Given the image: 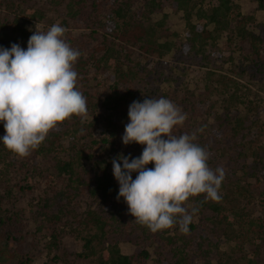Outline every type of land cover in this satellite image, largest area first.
Segmentation results:
<instances>
[{"label":"trees","instance_id":"1","mask_svg":"<svg viewBox=\"0 0 264 264\" xmlns=\"http://www.w3.org/2000/svg\"><path fill=\"white\" fill-rule=\"evenodd\" d=\"M138 1L0 0V48H10L15 43L26 50L39 23L81 30L76 34L66 31L65 39L81 53L73 68L78 74L77 88L87 101L83 122L74 115L59 123L27 157H19L3 145L2 137L6 133L4 122L0 121V264H30L32 261L27 251L28 224L19 213L5 216L1 204L16 188L31 190L37 178L46 181L47 196L42 213L49 223L60 222L66 216L76 218L71 205L77 196L86 194L93 199V204L97 203L85 210V219L88 224L93 223V232L77 234L83 249L78 254L79 259L92 264L145 263L150 258L147 251L125 255L119 241L112 240L114 231L119 230L120 219H124V225L129 220L135 223L134 229H141L143 239L165 241L176 259L175 264H195L193 256L212 264L213 249L209 238L206 240L208 236L199 237L190 249L192 240L182 237L185 242L180 243L179 236L169 235V231L152 232L137 223L130 213L117 212V205L124 202V198L117 200L119 183L113 175L112 159L123 155L131 160L142 154L141 144L122 142L125 126L130 122L128 108L133 101L142 102L145 96L158 98L150 89L156 72L148 64L136 62L137 56L143 53L165 57L178 51L195 60L201 56L208 63L209 45L217 44L226 34L247 44L250 55L256 59L261 54L262 39L249 28L252 17L236 12L238 7L231 0H217L208 8L197 9L190 6V0H149L143 16L136 12ZM169 1L183 12L186 26L183 35L170 32L164 22H152L151 16ZM254 1L260 8L264 7V0ZM165 31H169L168 34L161 35ZM258 67L261 68L262 63ZM256 71L259 70L249 66L241 69L242 76L249 75L253 83L261 80ZM239 89L235 84L224 100V111L231 114H216L210 130L197 143L208 152L210 168L225 170L219 190L221 198L206 200L205 194H199L186 203L198 208L195 215L209 214L205 220L212 225L215 236L225 244L234 243L240 253L244 252L246 264H264V120L258 112L263 100L250 99L251 90ZM168 100L175 105L179 102L178 95ZM101 127L104 134L97 138L96 131ZM239 158L242 166L235 169L232 164H237ZM120 163L122 165V161ZM146 167L153 168L154 164ZM137 175L132 173V178ZM57 207V212L50 211ZM193 221L188 226L189 233L197 230ZM52 237V244L57 246L56 231L52 232ZM205 241L209 242L207 249L203 246ZM224 264L241 263L229 256Z\"/></svg>","mask_w":264,"mask_h":264},{"label":"clouds","instance_id":"2","mask_svg":"<svg viewBox=\"0 0 264 264\" xmlns=\"http://www.w3.org/2000/svg\"><path fill=\"white\" fill-rule=\"evenodd\" d=\"M66 31L59 24L47 31L36 28L26 50L15 43L0 48V121L6 133L2 142L19 157L29 156L59 123L74 115L83 122L87 115L73 68L81 53L66 42ZM128 117L123 144L145 147L137 158L112 159L117 200L123 197L135 221L152 232L179 225L187 233L198 208L189 211L186 202L199 194L219 201L224 168L209 167V154L195 143V132L173 134L187 116L172 101L145 96L129 105ZM149 163L154 167L147 168Z\"/></svg>","mask_w":264,"mask_h":264},{"label":"rangeland","instance_id":"3","mask_svg":"<svg viewBox=\"0 0 264 264\" xmlns=\"http://www.w3.org/2000/svg\"><path fill=\"white\" fill-rule=\"evenodd\" d=\"M190 1V6H196V9L198 7L208 8L217 3V0ZM148 2L149 0L137 2L135 9L139 16H143ZM171 2H167L162 9H158L151 16L152 22H164L170 32L174 31L179 35H183L186 31L183 12L178 11ZM231 2L238 7L236 12H240L243 16L252 17L249 28L262 39L259 46L261 52L259 58L255 59L253 55H250L247 44H242L236 37H230L231 35L226 34L217 44L209 45L207 55H209L210 61L208 63L201 56L195 60L191 57H184L178 51L165 57L147 56L143 53L136 57V62L141 65L148 64L149 68L155 70V78L150 89L158 98L163 97L165 94L170 95L167 99L175 98L178 95L179 102L177 106L186 114L187 119L182 126L174 128L173 134L181 135L195 132L197 136L195 143H200L202 136L207 130H210V124L214 123L216 114L221 116L231 114L228 110L224 111V100L228 99L235 84L238 88L240 87L239 90L242 92H247L246 88L251 90L249 93L250 99L260 97L263 100L258 112L264 120V78H262L264 72V7L260 8L254 0H231ZM194 19L196 20L195 17ZM44 27L49 28L45 23H39L40 29ZM67 31L73 34L81 32V30L75 29ZM168 32H162L161 35H167ZM260 63H262L261 68L258 67ZM245 66H249L253 70L258 69L259 71L256 72L261 80L253 83L249 75L242 76L241 69ZM102 129L101 127L96 131L97 138L103 136ZM63 143L65 146L68 144L65 140ZM141 146L144 149L145 145ZM103 158L106 159L107 157L104 156ZM248 162L251 161L248 160ZM241 166V158L237 160V164H232L235 169H239ZM44 181L37 178L32 183L31 190L19 191L18 188L14 189L12 194L4 198L1 204L5 216L19 213L23 215L25 223L28 224L26 230L30 242L27 251L32 258L30 264H92L89 260L79 259L78 254L83 249L82 241L77 234L79 232L83 234L93 232V223H87L85 210L89 209L91 205L96 206L97 203L93 204V199L86 194L77 196L71 205L72 208H75L76 218L75 216H66L60 222L49 223L42 213L45 197L47 196L45 194L46 181ZM186 207L191 211V204L186 203ZM58 210V207L50 209L53 212ZM121 211L126 215L129 214L128 205L125 201L117 205V212ZM59 215L61 216V213ZM208 216L209 214H206V216L194 215L193 222L197 225L195 232H182L178 225L169 230L164 229V231H169V235L179 236L180 243L185 242V239H181L182 237L192 240L190 249L194 247L199 237L208 236L206 240L209 238L213 249L211 254L212 264H224L229 256L238 260L241 264H246L247 262L244 259L246 254L244 252L240 253L239 248L234 247V243L225 244L222 239L220 240L215 236L214 231L211 230L212 225L205 220ZM201 219L205 225L201 224ZM120 220L122 221L121 224H118L119 230L114 231L116 233L112 235V240L119 241V247L123 254L131 255L145 250L150 254V258L143 264H175L176 259L170 248L166 246L165 241H162V239L153 242L145 240L141 229H134L133 224L135 223L128 220L124 225V219ZM53 231H56L59 237L57 246L52 244L54 242ZM203 244L204 248L207 249L209 242L205 241ZM213 245L216 248H213ZM204 260L200 257H192V262L195 264H205Z\"/></svg>","mask_w":264,"mask_h":264}]
</instances>
